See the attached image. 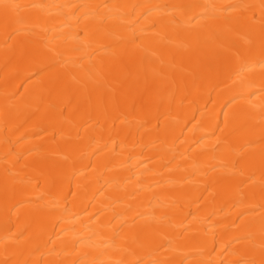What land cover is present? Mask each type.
<instances>
[{
	"label": "bare ground",
	"instance_id": "6f19581e",
	"mask_svg": "<svg viewBox=\"0 0 264 264\" xmlns=\"http://www.w3.org/2000/svg\"><path fill=\"white\" fill-rule=\"evenodd\" d=\"M0 264H264V0H0Z\"/></svg>",
	"mask_w": 264,
	"mask_h": 264
}]
</instances>
